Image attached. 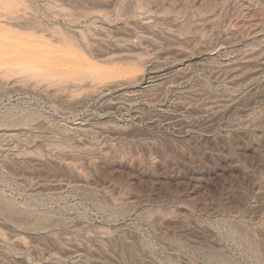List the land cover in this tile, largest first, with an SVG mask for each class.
<instances>
[{
    "label": "rangeland",
    "instance_id": "374dc122",
    "mask_svg": "<svg viewBox=\"0 0 264 264\" xmlns=\"http://www.w3.org/2000/svg\"><path fill=\"white\" fill-rule=\"evenodd\" d=\"M0 264H264V0H0Z\"/></svg>",
    "mask_w": 264,
    "mask_h": 264
}]
</instances>
